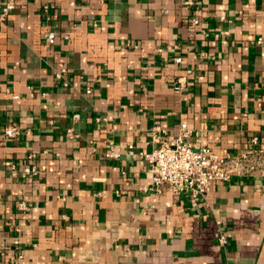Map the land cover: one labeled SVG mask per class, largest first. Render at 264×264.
Instances as JSON below:
<instances>
[{
    "label": "crops",
    "instance_id": "0c3cea01",
    "mask_svg": "<svg viewBox=\"0 0 264 264\" xmlns=\"http://www.w3.org/2000/svg\"><path fill=\"white\" fill-rule=\"evenodd\" d=\"M15 2L0 19V264H264V170L193 200L150 190L140 155L182 124L196 151L264 149V0Z\"/></svg>",
    "mask_w": 264,
    "mask_h": 264
},
{
    "label": "built area",
    "instance_id": "2783aa9c",
    "mask_svg": "<svg viewBox=\"0 0 264 264\" xmlns=\"http://www.w3.org/2000/svg\"><path fill=\"white\" fill-rule=\"evenodd\" d=\"M185 5L191 6L192 2H186ZM15 7V0H8L2 6L0 19L4 21ZM198 23V20H193L195 26ZM45 41L47 46L55 45L57 32L53 29H48L45 34ZM262 43L263 40L260 39L257 45ZM175 60L177 64L183 63L182 57H178ZM58 77L61 78L62 74H59ZM182 85L180 81L176 88L177 91L183 90ZM86 93L91 94L92 90L87 89ZM157 130L155 129V131ZM21 133V129L13 125L5 127L3 131L6 139L18 138ZM190 134L191 131L188 125L182 124L176 137L169 141H160L155 135L154 142L158 146L140 154L149 165L150 190L157 194L168 193L174 197L189 195L193 200H204L214 182H229L235 177L252 176L264 170V149L259 147L260 139L258 137H253L251 140L253 147L244 154L220 155L209 147H201L197 151L194 150L193 145L189 142ZM130 149L132 150V147ZM107 157L116 159L119 154L111 151L107 154ZM24 172L30 175L38 174L35 166L26 167ZM216 225L218 229V244L220 247H226L228 241L223 231V221L216 220Z\"/></svg>",
    "mask_w": 264,
    "mask_h": 264
}]
</instances>
